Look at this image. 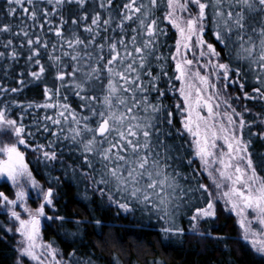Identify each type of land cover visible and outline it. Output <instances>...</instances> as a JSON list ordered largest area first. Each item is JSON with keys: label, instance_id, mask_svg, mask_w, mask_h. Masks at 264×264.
I'll return each mask as SVG.
<instances>
[{"label": "snow or ice", "instance_id": "1", "mask_svg": "<svg viewBox=\"0 0 264 264\" xmlns=\"http://www.w3.org/2000/svg\"><path fill=\"white\" fill-rule=\"evenodd\" d=\"M0 182L14 264H97L90 227L120 246L110 264L145 242L62 209V186L165 250L194 238L264 264V0H2Z\"/></svg>", "mask_w": 264, "mask_h": 264}, {"label": "trees", "instance_id": "2", "mask_svg": "<svg viewBox=\"0 0 264 264\" xmlns=\"http://www.w3.org/2000/svg\"><path fill=\"white\" fill-rule=\"evenodd\" d=\"M2 4V0H0ZM30 160H33V167L38 172V179H41V183H44L48 178L46 170L42 165H36L34 158L29 156ZM58 173H53V175ZM2 185V182H0ZM47 186V185H45ZM0 190L9 192L7 185L0 186ZM61 203L60 207L64 209L67 207L71 215H76L88 218V212L93 211L98 217H104L112 222L117 229H120L121 234L126 235V230H131L140 233L143 236L144 243L139 244L134 239H128L127 243L123 245V251L120 253L121 264H147L148 261L153 259H161L164 264H250L247 256L243 255V251L239 245H230L231 255L225 256L220 251H215L211 245H208V250H204V246L199 245L197 241L188 239L185 243H175L167 250H165L158 243V235L156 233V227H143L138 224H133L131 219H125L118 217L115 210L108 211L105 208L96 210V206L90 204L87 201L81 199V194L76 188L63 187L60 191ZM87 205V207H85ZM219 222L213 225L214 229L221 235L228 236L230 238H236L238 235V226L236 225L235 218L229 217L226 213H218ZM4 217L0 216V221H3ZM146 223V222H145ZM58 229L49 227L45 231L46 240H55L59 243V237L57 236ZM89 235L87 237V244L89 247L83 249L84 252L90 250L95 251V256L98 257L97 264H110L112 261L111 253L119 250L120 246L115 248H106L104 243L98 242L97 238L91 235L93 229L90 227L87 229ZM2 235V233H0ZM115 235V231L109 234V236ZM151 246V247H150ZM61 247H64L61 244ZM67 251V249H65ZM14 241L10 237L0 239V264H14Z\"/></svg>", "mask_w": 264, "mask_h": 264}, {"label": "rangeland", "instance_id": "3", "mask_svg": "<svg viewBox=\"0 0 264 264\" xmlns=\"http://www.w3.org/2000/svg\"><path fill=\"white\" fill-rule=\"evenodd\" d=\"M35 205H33V207H34Z\"/></svg>", "mask_w": 264, "mask_h": 264}]
</instances>
